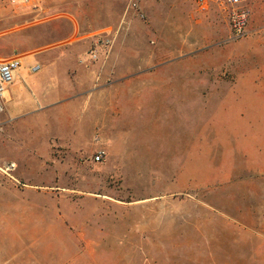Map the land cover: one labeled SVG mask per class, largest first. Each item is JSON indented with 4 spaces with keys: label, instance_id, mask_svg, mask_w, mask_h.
<instances>
[{
    "label": "rangeland",
    "instance_id": "1",
    "mask_svg": "<svg viewBox=\"0 0 264 264\" xmlns=\"http://www.w3.org/2000/svg\"><path fill=\"white\" fill-rule=\"evenodd\" d=\"M130 1L0 0V264H264V0Z\"/></svg>",
    "mask_w": 264,
    "mask_h": 264
},
{
    "label": "built area",
    "instance_id": "2",
    "mask_svg": "<svg viewBox=\"0 0 264 264\" xmlns=\"http://www.w3.org/2000/svg\"><path fill=\"white\" fill-rule=\"evenodd\" d=\"M22 2L32 3L33 0H21ZM142 0H131L130 8L135 11L140 10L139 2ZM198 7L202 11H206L210 4H218L222 7V11L226 14L229 27L235 36L244 34L248 25L250 11L244 4V0H197ZM140 17L144 19L141 13ZM112 34L105 32L100 34L98 40L90 48L87 59L90 62L100 60L102 57L106 59L111 48ZM22 66L20 58L5 60L0 62V97L4 98V93L7 92L8 87L15 82L19 76V71ZM40 71L39 64H33L29 68V74H36ZM101 154L94 156V161H101Z\"/></svg>",
    "mask_w": 264,
    "mask_h": 264
}]
</instances>
